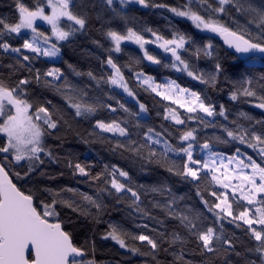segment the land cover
I'll list each match as a JSON object with an SVG mask.
<instances>
[{
  "label": "snow or ice",
  "instance_id": "snow-or-ice-1",
  "mask_svg": "<svg viewBox=\"0 0 264 264\" xmlns=\"http://www.w3.org/2000/svg\"><path fill=\"white\" fill-rule=\"evenodd\" d=\"M13 2V14L0 16V53L12 57L14 61L7 65L9 76H0V134L3 138L0 145V154L3 155L0 160V264H95L94 260H84L87 254L85 248L76 243L74 232L68 230L72 221L62 218L57 211L58 205L84 217H93L94 210L93 218L99 220L106 208L105 195L118 198L117 203L127 198V206L134 212L157 224L165 223L140 207V190L145 195H164L166 192L171 193V188L164 184H136L130 172L116 164H112L110 169L105 165L103 171L92 175L81 163L73 164L71 160L68 161L67 166L73 170L74 177L78 175L100 185L96 188V195L80 193L82 200L79 202L75 199H58L64 192L76 194L77 190L74 188L61 189L59 192L44 189V192L51 195V202H48L47 199H40L31 188L25 189L22 186L26 181L38 183L33 179L37 172L41 176L46 175L40 171L44 165L42 156L49 161L58 160L53 149L46 147V140L59 133L64 125L67 126V131H75L66 118L69 116L76 122L94 120L90 136L103 141L106 134H111V140L114 141L111 144L113 152H119L122 156L126 154L142 170L155 166L170 176L178 177L191 184L195 188V196L199 198V205H188L179 212L175 210V196L164 203H153V208H159L166 216L179 221L178 230L157 232L156 229H151L156 232L154 237L143 232L133 235L109 225L110 231L104 239H111L121 249H128L132 253H138L140 249L130 245L129 238L146 244L150 246L149 251L141 254L151 255L156 264H160L156 254L165 244L168 247H163V251L174 257L173 264H193V261L186 260L184 256L189 244L194 245L191 251L200 257L199 264H264V120L253 121L247 113H240L247 120L260 125L259 130L252 123L247 127L236 121H231L230 125L214 123L217 117L228 121L224 104L219 105L217 112L215 105L207 102L206 94L181 87L175 80L156 84L152 76L137 71L133 75L139 85L145 87V90L150 89L163 100H169L185 109L187 113L185 119L176 109H164V119L174 122L173 127L177 129L175 133L163 126L161 131H156L154 127H148L144 131L140 121L146 117L141 113H147L148 109L139 100H136L139 112H133L117 100L116 104L127 118L106 122L96 118V113L101 108L116 113L118 109L112 104L104 103L100 96L91 98L86 89L70 84L58 67L43 72L40 69L33 72L32 68L33 61L39 57H58L61 52L58 44L70 41L76 33L84 32L95 21L101 24L102 30L106 29L103 34L111 41L116 53L122 51V42L132 41L143 51L146 60L160 64L161 60L146 49L148 43H157L164 53H170V66L177 72L186 73L208 88H218L219 77L226 75L227 69L222 58L214 55L211 40L198 44L192 36L178 30L172 33L171 38H165L149 28L147 31L155 37L154 41H149L133 27H127L124 34L108 25L115 19L127 23L130 5L138 4L145 9L164 8L176 17L187 18L197 29L222 37L224 43L234 49L228 55L240 64L254 66L259 63L264 67V7L254 8L250 0H199L195 10L192 7L194 0H188L180 7L149 5L147 0H34L31 5H26L23 0ZM229 6L238 15L253 14L248 25L255 24L259 30L258 35L253 36L245 26L233 30L219 19L212 18L226 15ZM39 22L50 27V35L40 31ZM28 33H31L30 37ZM14 40L17 46L13 44ZM190 47H194V51L185 58L183 53L188 52ZM192 56L197 60L201 56L215 60L214 69L208 72L198 69L191 62ZM106 64L111 68V74L106 78L104 75L97 77L92 71L87 72L90 80L95 81L97 90L102 91V85L105 84L115 86L123 89L128 97L136 99V93L129 87L121 67L114 61L111 53ZM25 71L27 75H23ZM73 71L75 72L74 68ZM76 75L82 74L76 72ZM260 79L264 80V75ZM33 80L39 87L59 95L64 106L58 108L52 100L44 99L42 93L30 91ZM225 82L229 83L228 96L231 101L255 97L260 101L255 106L264 109V95L257 96L251 77L240 81H229L226 77ZM259 90L264 93V84ZM201 113L204 115H200ZM188 121L197 126H188ZM200 125L205 130L218 128L220 134L205 137L201 142ZM76 134L79 135L78 132ZM173 138L175 143L172 142ZM55 139L60 140L61 137L55 136ZM212 141L223 145L231 144L235 147V152L225 156L224 152L213 151ZM84 142L88 143L87 140ZM238 145H247L256 151L261 162L258 163L251 155L242 158L244 154ZM197 147L204 154L203 159L197 158ZM22 162L27 163V171L23 175L20 171L13 173L12 168L22 166ZM13 175L21 182V186L13 182ZM209 176L210 180H207ZM205 180L207 183L202 188L201 182ZM217 185L218 188L215 187ZM209 186H212L211 189ZM206 192L208 198H205ZM180 199L183 200L184 197ZM237 209L242 210L237 213ZM208 214H211V220ZM229 217V223L235 224L236 228L247 226L244 233L248 237V243L240 241L243 251L237 250L239 237L225 233L224 221ZM241 221L242 224L239 223ZM142 227L147 229L148 225L144 224ZM176 247H179V252L175 251Z\"/></svg>",
  "mask_w": 264,
  "mask_h": 264
},
{
  "label": "trees",
  "instance_id": "trees-1",
  "mask_svg": "<svg viewBox=\"0 0 264 264\" xmlns=\"http://www.w3.org/2000/svg\"><path fill=\"white\" fill-rule=\"evenodd\" d=\"M23 2L26 5H31L34 3V0H23ZM147 2L149 5L167 4L169 7H180L183 4H186L188 0H147ZM210 2H213V0H210ZM198 3L199 0H194L192 5L194 10ZM250 3L257 9L264 7V0H250ZM13 12V0H0V16L12 15ZM251 15L253 14L246 13L238 15L235 13L234 8L229 6L226 15L212 18L219 19L221 22L230 26L233 30H239L241 26H245L252 32L253 36H256L259 31L256 28V25H248V20L251 18ZM128 17L129 19L127 23L115 19L112 20L108 26L124 34H126L127 27H133L135 30L143 34L145 39H148L151 36V33L147 31V29L150 28L165 38H171L172 33L178 30L188 36H192L198 44L211 40L215 49L214 55H218L222 58V63L227 69L226 75L219 77V87L214 89L208 88L200 84L198 81L193 80L191 77H188L186 73L177 72L170 66L169 59L166 56H162L154 47H148V52L157 56V58L161 60L160 64H153L146 61L141 52L132 45L122 44L121 52H113L111 41L103 34L106 29L102 30L101 24L95 21L91 22L84 32L76 33L70 41L62 42L59 45L61 52L57 60L48 59L47 57H39L37 60L33 61V72H35V69H40L41 72H43L52 67L60 68L70 84L86 89L91 98L100 96L104 103H110L113 107L118 109L117 112L113 114L110 113L107 108H101L96 113V118L103 119L106 122L113 119H126L127 115L123 110L119 109L116 101L120 100L121 103H124L125 106L130 108L133 112H139L138 103L126 98L123 92L113 86L109 87L105 84L102 85V91L97 90L95 81L90 80L87 76V72L89 71H92L97 77L104 75L106 78L107 75H110L111 68L106 64V60L109 53H111L114 61L121 67V70L129 83V87L136 93V100H139L140 103H144L148 109L147 113H144V115L141 114L146 117V119L140 121L141 125H143L144 131H146L148 127H154L156 131H161V126H163V128L175 133L177 129L173 127L174 122L164 119V109L166 107L176 109L182 114V118L185 119L187 113L177 105L175 106L172 102L163 100L161 97L151 92L150 89L145 90V87L139 85L133 75V73L137 71L145 72V74L152 76L159 83H162L164 78H169L175 80L181 87H186L192 91H199L202 94H206L207 102L213 103L217 112H219V105L224 104L227 109L228 121H224L223 117H217L216 120L213 121L214 123H228L230 125L231 121H236L245 127L252 123L253 127L259 130L260 125L247 120L245 117L241 116L240 113H247L253 118V121L264 120V109H259L255 106L260 101L255 97L231 101L228 96L230 90L229 83H226L225 81L226 77L229 81H240L247 77H251L253 80V90L257 92V96L264 95V93L259 90L260 86L264 84V80L260 79V77L264 75V67H261L259 63L254 66L240 64L228 55L231 52L217 38L215 39L211 37L205 31H198L186 18L176 17L175 14L167 9L152 7L145 9L139 5H130L128 8ZM65 27H67V24H65ZM40 28L48 32L47 27L40 25ZM13 44L14 46H17L15 40L13 41ZM193 51L194 47H190L188 52L183 53L184 57L188 58L189 54L193 53ZM102 61L105 63H102ZM13 62L12 57H7L0 53V76L4 78L9 76L7 65ZM191 62L194 63L198 69L205 72L212 71L215 64V60L203 56H201L199 60H197L195 56H192ZM69 65L72 67H69ZM73 68L75 69V72L73 71ZM76 72H79L82 75L78 76L76 75ZM23 75H27V72L25 71ZM29 90H35L38 93H42L44 99L52 100V103L58 108L64 106V101L59 95L39 87L34 80L32 81ZM104 93H107V95H104ZM109 96L113 98L109 99ZM200 115L203 116L202 113ZM66 118L69 119V122L75 131H67V126L64 125L61 127L59 133H55L54 136L48 137L46 140V147H51L53 149V154L58 160L53 162L42 156L41 158L44 160V165L41 167L40 171L46 173V175L41 176L40 172H37L33 179L38 181V183L26 181L23 182L22 186L25 189L31 188L34 192H37L40 199H47L48 202H51V195L43 191L46 188H50L56 192H59L61 189L74 188L77 190L76 194L64 192L62 197H58V199H75L78 202L82 200L80 193L96 195V188L100 185H97L92 181H87L85 178H80L78 175L74 177L73 170L67 166L68 161L71 160L73 164L79 162L86 166L91 171L92 175L103 171L105 165H108L110 169L112 164H116L118 167L129 171L136 184L147 186L164 184L166 187L171 188V193L166 192L164 195L152 193L145 195L144 191L142 189L140 190L142 200L140 207L148 211L150 216L164 220L165 223L163 225L157 224L154 220L149 219L148 217H143L141 214L128 208L127 198H125V201L117 203L118 198L105 195L104 203L106 208L100 214L99 220L93 218L95 216L94 210L93 217H84L72 213L71 209L64 208L62 205L57 206V211L61 213L62 218L66 221L67 219H71L72 223L68 230L74 232L75 241L78 246L85 248L87 253L84 257L85 261L94 260L95 264H156V261L152 259L151 255L146 256L141 254L149 251L150 246L146 244L139 241H132L131 238H129V244L140 249V252L132 253L128 249H121L119 245L111 239H104L103 237L108 231H110L109 225L117 226L133 235H139L143 232L144 234L152 235L154 237H156V232H152L151 229H156L157 232L165 230L172 232L178 230V220L166 216V214L159 208H153L152 205L156 201L164 203L167 199H171L172 196L177 198L175 209L177 212L188 205H199V198L195 196V188L191 184L180 180L178 177L170 176L163 169L156 168L155 166L142 170L138 164H133L126 154L122 156L119 152H113L111 150V144L114 143V141L111 140V134H106L105 140L103 141L96 136L89 135V133L92 132L94 120L91 122H76L72 121L70 116ZM208 119L212 120V118ZM188 126L196 127L197 125L192 121H188ZM199 127L201 128V142H203L205 137L220 134L218 128L215 130L212 128L205 130L202 125ZM77 132L79 135L76 134ZM55 136H60L61 139L57 140L55 139ZM85 140H87L88 143H85ZM172 142L175 143L174 138ZM2 143L3 138L0 134V145H2ZM212 143L213 151L224 152L226 155L235 152V147L231 144L223 145L218 144L215 141H212ZM238 146L240 147L242 154L245 156L251 155L258 163L261 162L256 151L248 148L247 145ZM2 159L3 155L0 154V160ZM16 171H20L23 175V172L27 171V163L22 162V166L13 167L12 172L14 173ZM11 178L14 182L18 183V186H21V182H18L14 175ZM207 180H210V176ZM207 180L201 182L202 188L207 183ZM209 187L211 189L212 186ZM215 187L218 188V186ZM180 197H184V199L181 200ZM205 198H208L207 192L205 193ZM239 210L242 209H237V213ZM208 215L209 220H211V214ZM230 220L231 217L224 221L225 233L229 236L235 234L236 237H239V241H237V250L243 251V248L240 247V241L248 243V237L244 233V229L247 226L243 225L241 228H236L235 224L229 223ZM239 223L242 224L243 222L241 221ZM144 224L148 225L147 229L142 227ZM138 225L141 227H137ZM93 244L95 245L94 251ZM249 246L253 245L249 244ZM163 247H168V245L165 244ZM163 247L156 254L157 260L160 264H173L174 257L170 253L164 252ZM193 247L194 245L189 244L185 248V259L193 261V264H199L200 257L191 251ZM175 251L179 252V247H176ZM251 258L254 257H250V259Z\"/></svg>",
  "mask_w": 264,
  "mask_h": 264
},
{
  "label": "rangeland",
  "instance_id": "rangeland-1",
  "mask_svg": "<svg viewBox=\"0 0 264 264\" xmlns=\"http://www.w3.org/2000/svg\"><path fill=\"white\" fill-rule=\"evenodd\" d=\"M136 5H138V4H136ZM140 6V5H139ZM187 19V18H186ZM188 20V19H187ZM190 23H192L190 20H188ZM39 25H41V26H43V27H47V30H48V32L47 31H44V30H42L41 28H40V31H44V32H46L47 34H51V29H50V27L49 26H47L46 24H44L43 22H39ZM194 26V25H193ZM196 28V27H195ZM197 29V28H196ZM198 31H200V32H204L205 30H200V29H197ZM28 36L30 37L31 36V33H28ZM146 40H149V41H154L155 40V37H153L152 35L150 36V38H148V39H146ZM54 42V41H53ZM62 43V42H61ZM60 43V44H61ZM60 44H58V47H59V45ZM122 44H127V45H132L133 47H136L140 52H141V54L143 55V57H144V54H143V51H141V49L139 48V46L137 45V44H135L134 42H132V41H124V42H122ZM148 47H154L162 56H166L168 59H169V61H170V65H171V63H172V59H171V55L169 54V53H164V51L162 50V49H160L159 47H158V44L157 43H148L147 45H146V49H147V51H148ZM112 50H113V52H115L114 51V47H113V45H112ZM116 53V52H115ZM60 55V54H59ZM59 57V56H58ZM58 57H47L48 59H52V60H57V58ZM46 58V57H45ZM146 61H148V60H146ZM148 62H150V61H148ZM152 63V62H151ZM147 75V74H146ZM134 79H136V77L134 76ZM154 79V82L156 83V84H166L168 81H170L171 79H169V78H164V80H163V82L162 83H159V82H157L156 80H155V78H153ZM113 87H115V86H113ZM118 90H120L121 92H123V89H119V88H117ZM124 93V92H123ZM124 95H125V97L126 98H128V99H130V100H134V101H136V99H133L132 97H128V95H127V93H124ZM160 97V96H159ZM162 98V97H161ZM163 99V98H162ZM169 101V100H168ZM171 102V101H170ZM139 105V104H138ZM175 106H176V104H174ZM178 106V105H177ZM179 107V106H178ZM183 110H185V109H183ZM142 115H144V113H141ZM203 114V113H202ZM204 115V114H203ZM2 135V134H1ZM196 154H197V157L198 158H200V159H203V155L204 154H202L201 153V151H200V149L197 147V149H196ZM225 156H228V155H226L225 154ZM246 156L245 155H243L242 156V158H245ZM225 162H227V161H225ZM218 186V185H217ZM219 187V186H218Z\"/></svg>",
  "mask_w": 264,
  "mask_h": 264
},
{
  "label": "water",
  "instance_id": "water-1",
  "mask_svg": "<svg viewBox=\"0 0 264 264\" xmlns=\"http://www.w3.org/2000/svg\"><path fill=\"white\" fill-rule=\"evenodd\" d=\"M205 32L208 34V35H210L211 37H213V38H217L221 43H223V45L226 47V48H228L229 49V51L232 53V52H234V49H230L229 47H228V45H226L225 43H224V41H223V38L222 37H220L219 35H217L216 33H211V32H208L207 30H205ZM170 54V53H169ZM14 182V181H13Z\"/></svg>",
  "mask_w": 264,
  "mask_h": 264
}]
</instances>
